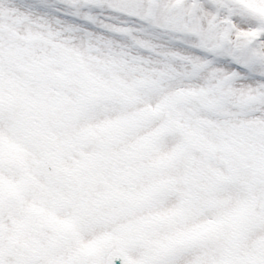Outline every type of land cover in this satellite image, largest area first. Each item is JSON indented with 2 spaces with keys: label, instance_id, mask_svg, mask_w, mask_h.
Instances as JSON below:
<instances>
[{
  "label": "snow or ice",
  "instance_id": "snow-or-ice-1",
  "mask_svg": "<svg viewBox=\"0 0 264 264\" xmlns=\"http://www.w3.org/2000/svg\"><path fill=\"white\" fill-rule=\"evenodd\" d=\"M0 264H264V0H0Z\"/></svg>",
  "mask_w": 264,
  "mask_h": 264
}]
</instances>
